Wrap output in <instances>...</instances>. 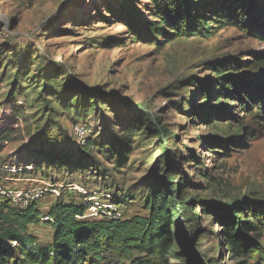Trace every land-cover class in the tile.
I'll return each instance as SVG.
<instances>
[{
    "label": "rangeland",
    "instance_id": "obj_1",
    "mask_svg": "<svg viewBox=\"0 0 264 264\" xmlns=\"http://www.w3.org/2000/svg\"><path fill=\"white\" fill-rule=\"evenodd\" d=\"M204 15L202 33L153 43L154 0H0V188L47 189L42 215L66 196L130 219L149 216L145 200L162 186L183 208L169 264L260 263L264 230L250 235L263 256L235 260L203 208L264 202V62L252 68L264 40ZM254 26L264 33L260 20ZM222 68L240 88L219 86ZM254 91L258 105L244 97ZM78 125L91 131L87 145ZM128 138L118 167L111 150ZM44 152L96 164L30 163ZM29 232L51 245L47 222Z\"/></svg>",
    "mask_w": 264,
    "mask_h": 264
},
{
    "label": "trees",
    "instance_id": "obj_2",
    "mask_svg": "<svg viewBox=\"0 0 264 264\" xmlns=\"http://www.w3.org/2000/svg\"><path fill=\"white\" fill-rule=\"evenodd\" d=\"M204 14H212L219 23L264 40V33L254 26L258 20L264 23V0H154L157 22L147 35L153 43H160V35L172 41L202 33L209 29L206 28L208 17ZM263 62L259 59L252 68L262 67ZM223 70H220L222 80L219 86L225 91L240 88L238 78L224 75ZM225 78L230 79L226 81ZM255 92H247L244 97L258 105L260 98L254 95ZM240 132L247 135L243 129ZM0 136L5 140L8 138L7 132ZM234 143L239 145V142ZM228 144L224 141L223 147L227 148ZM130 149L128 138L122 148L111 150L118 167L126 163ZM44 153H35L30 163L71 165L81 169L93 168L96 164L90 156L82 155L76 162L67 164V157ZM63 198L61 196L47 214L53 219V222H47L53 229L52 243L48 247L38 245L37 238L29 232L31 226L41 222L39 202L26 209L14 207L10 202L0 204V264H169L174 248L175 213L183 210L169 189L155 186L145 200L149 216L130 219L91 220L86 218L89 204H77L67 200L66 196ZM203 210L210 211L213 220L216 219L218 226L222 227L227 250L233 259H249L251 262L255 255L263 256V248L250 238L251 234L264 230L263 201L234 203L222 210L206 206ZM14 242L15 247L12 246ZM258 264H264V259Z\"/></svg>",
    "mask_w": 264,
    "mask_h": 264
},
{
    "label": "built area",
    "instance_id": "obj_3",
    "mask_svg": "<svg viewBox=\"0 0 264 264\" xmlns=\"http://www.w3.org/2000/svg\"><path fill=\"white\" fill-rule=\"evenodd\" d=\"M90 129L86 125H78L74 130V135L80 145H84L89 138ZM47 189L37 188L29 191H18L7 188H0V204L4 202H10L14 207L19 209H26L34 203L40 202L46 193ZM87 204V203H86ZM90 208L88 210L89 217L93 219H119L122 218L114 205L109 206V210L101 213L99 205L89 203ZM42 222H53V219L48 215H42ZM15 247L17 244L13 243ZM123 264V263H120Z\"/></svg>",
    "mask_w": 264,
    "mask_h": 264
},
{
    "label": "crops",
    "instance_id": "obj_4",
    "mask_svg": "<svg viewBox=\"0 0 264 264\" xmlns=\"http://www.w3.org/2000/svg\"><path fill=\"white\" fill-rule=\"evenodd\" d=\"M31 227H34V226H31ZM31 227H30V228H31ZM51 228H52V227H51Z\"/></svg>",
    "mask_w": 264,
    "mask_h": 264
}]
</instances>
